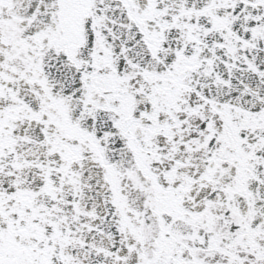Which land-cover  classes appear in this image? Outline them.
<instances>
[{"label": "snow or ice", "instance_id": "snow-or-ice-1", "mask_svg": "<svg viewBox=\"0 0 264 264\" xmlns=\"http://www.w3.org/2000/svg\"><path fill=\"white\" fill-rule=\"evenodd\" d=\"M0 264H264V0H0Z\"/></svg>", "mask_w": 264, "mask_h": 264}]
</instances>
